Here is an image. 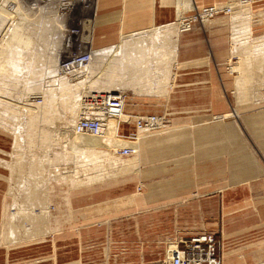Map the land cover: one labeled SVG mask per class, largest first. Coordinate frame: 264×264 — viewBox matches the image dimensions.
Instances as JSON below:
<instances>
[{
	"label": "crops",
	"instance_id": "0c3cea01",
	"mask_svg": "<svg viewBox=\"0 0 264 264\" xmlns=\"http://www.w3.org/2000/svg\"><path fill=\"white\" fill-rule=\"evenodd\" d=\"M179 1L98 0L90 29L93 47L122 46L115 58L122 62L113 66L112 90L130 86L135 94L138 85L152 84L155 76L148 59L134 64L130 58L128 64L132 50L125 38L173 26L180 15ZM226 1L190 0L191 6L181 12L190 15ZM250 8L247 34L241 31L243 22L237 25L242 18L236 15L196 22L178 38L173 29L163 30L174 40L176 52L171 65L166 63L173 74L169 89L164 97H131L139 102L128 111L146 114L164 107L169 128L162 137L142 138L129 161H113L112 152L107 157L114 169L139 170L136 174L95 184L107 176L106 158L97 165L100 180H91L86 172L67 174L68 181L61 182L70 188L69 205H61L56 196L60 189L53 187L54 202L38 215L43 220L38 218L35 241L13 242L14 229L3 234L11 184L5 161L11 143L0 132V264H164L170 245L182 248V238L200 232L215 234L222 264H264V50L259 53L252 45L253 38L264 37V0H255ZM115 48L94 57L106 76L110 67L104 66V55ZM69 135L71 146L99 147L72 143L74 137L95 138ZM95 140L110 144L105 145L109 149L115 142ZM159 147L164 151L163 169L157 168ZM127 162L131 167L123 166ZM88 163L91 167L97 161Z\"/></svg>",
	"mask_w": 264,
	"mask_h": 264
},
{
	"label": "rangeland",
	"instance_id": "374dc122",
	"mask_svg": "<svg viewBox=\"0 0 264 264\" xmlns=\"http://www.w3.org/2000/svg\"><path fill=\"white\" fill-rule=\"evenodd\" d=\"M226 2H228V0ZM13 3H15L16 6L19 4L20 6H18L20 7V10L18 9L19 11H16V13L14 12V14L10 17V22L8 24L10 26L13 25V28H15V26L17 25H19L20 27L23 26L21 27L22 34L24 33L25 35H28L26 37H31L29 45L19 44L21 45L19 47L18 44H16L17 46L14 44L15 42H12L13 45L10 43L11 41L9 42L11 34H9L8 30L6 32H3L5 30L2 29L3 31L1 30L0 32V40H2L3 37V40L0 41V54L2 53L4 56L7 55L8 57L5 58L3 56V58L6 59V61L4 62L8 64L6 66L7 70L4 69V67L0 68V132H2L3 134L6 133L9 143H11L9 144L11 150L8 149L9 152H6L8 157L5 161V165L11 174V184L9 191V201L7 204L8 215H6L5 225L3 226V234L8 236L10 235L9 231L14 229V232H16V236H12L13 242H20L21 240L31 242L38 239V218L41 219V216L39 217L38 215H41L43 214V211L48 210V207L54 202V194L52 193L53 187H57V190L60 189V193L57 191L56 196L58 195V198L60 197L59 199L61 200V205L68 206V192L70 188L65 182L61 181H68L67 174L71 173V171L73 170L77 173L83 172L81 161L78 162L76 160L77 157L80 156L76 155L73 151L72 153L66 148V146L64 145L65 138L63 137V133L65 130H71V127L73 126L75 120L78 118V116H76L73 111V105L76 104L75 101L80 100L81 102L84 91L88 89L87 80L85 79L84 82H82V87L78 86V88L74 89V86H71V90L68 92H65L66 86L63 85V88L60 90L61 94H59V90L54 89V85H50V83H52L51 80L53 79L55 73L57 53H61L63 51L62 46L65 45L67 39L69 38V30H79L84 17H86L87 14H91L89 15L90 17H88L89 22L84 24L85 31L83 34L84 36H82V39L84 40L85 36H88V33L90 31L89 29H91V26L93 25V15L92 12L88 11L87 8H85L81 3L78 2L74 3L71 10L61 8V5L59 3H50L48 4V6L44 7L45 10H43V12H41L38 8H36V6L33 5V1L25 2V4H23L22 0H14V2H12V5L14 6L15 4ZM238 13L239 12H237L236 14ZM250 24H252L251 19L247 24L251 29ZM165 29L171 30L172 25L154 28L149 33L142 34L141 36H139V38H125L127 43L130 44V48L132 50L130 58L134 64H136V61L137 63L140 62V59L134 56L138 55V53H143L142 51L144 50V48L154 47L153 40L149 37L150 35L154 38H158L162 43L166 42L167 44H169L168 38H166L163 33V30ZM101 33V31H98V35H101ZM7 36L9 39L6 38ZM131 39H133V41L135 42L131 41ZM253 39V47H256L258 52L264 50V37H256ZM173 41L174 40H172V42L170 41L171 47H164L169 48L173 51L175 47ZM119 46L121 45L119 44ZM94 48L99 49L102 47ZM116 48L117 49L111 50L109 52L110 54L104 56L106 57V61H103V64H105V67H110V73H108V76L104 74L106 80L103 83H97L95 81V79H98L99 75L103 73L102 70L104 69L103 67L101 68L102 63L98 62V59L94 58L93 64H97H91L93 77H90V79H92L93 82L97 84L95 87L107 90L116 88V86L113 85V83H115L116 74V72H114L113 66H115V64L118 66L119 62H122V60H118L116 62L115 58L117 57L116 53L118 47ZM105 49L106 48H104L103 50ZM103 50L99 49L95 51L97 53L96 55H99ZM0 58H2L1 55ZM131 60L128 61V64L131 63ZM13 61L15 65H13ZM44 79L45 81H43ZM43 89L44 91H46V93H48L44 103L40 104V108L30 106V111L26 112L24 107L27 106L23 102L24 98L29 95L35 96L38 92L43 91ZM122 89V91H124L126 93V96L129 98L126 111H128V109H135L138 106L137 102L139 101L137 100L136 102V100H132L131 97L136 96L141 98V96L139 95L147 93L146 87L142 86H137L138 90L137 92H135V94H132V89L130 86H126L125 89L122 87ZM62 92H64V94H62ZM56 97H59L61 99L68 98L69 100L63 103L62 101L60 102ZM77 97L78 99H80L78 100ZM11 105L13 106V108H11ZM4 108H6L8 111ZM139 108H141L140 104ZM35 112L37 114H35ZM163 112L164 107L161 112L155 111L151 113L161 114ZM34 115H38L39 118ZM26 116L29 117L26 118ZM33 118H35V124L31 126L29 123L30 121L33 122ZM124 127L125 126H122V131ZM133 132V129L131 133L125 132L126 134H122L121 132L119 137L125 139V141L119 140L120 145L118 147V141L112 142L113 147H110L111 149L109 150L113 153V161L124 162L129 161L133 158V156L123 158L120 157L118 153L119 148H121L122 146L130 145V141L124 138L122 135H132ZM4 136L5 135H3V137ZM160 136H164V132L141 135L139 142L142 141V138L154 139ZM20 137H22V139ZM92 138L100 139L97 137ZM20 139L22 143H19L21 142ZM95 139H82L79 137H74L72 143L79 145L99 144L100 149L107 150V147H105V145L110 144L99 142ZM102 140L114 141L108 139H101V141ZM157 154V168L163 169L165 166L163 147H159L157 149ZM43 160L47 161L44 162ZM87 165L89 166L88 162ZM93 165L94 166L91 167H95V163ZM103 165L107 169V173L105 172L107 176H105L103 180L94 182L95 184L110 180H116L120 177L122 178L127 176L126 174H129L131 172L136 174L139 171L136 170L124 172L114 169L112 167V162L108 161L107 159L103 161ZM65 171L70 172L65 173ZM70 178H72V176ZM16 202H18V204H20L21 206H17L15 209H12L14 203L16 204ZM21 209L24 210V212L21 211ZM13 214H17L19 217L12 218ZM47 221L48 220H46L45 222Z\"/></svg>",
	"mask_w": 264,
	"mask_h": 264
},
{
	"label": "built area",
	"instance_id": "2783aa9c",
	"mask_svg": "<svg viewBox=\"0 0 264 264\" xmlns=\"http://www.w3.org/2000/svg\"><path fill=\"white\" fill-rule=\"evenodd\" d=\"M28 1H33V5L36 6V8L40 4L47 2L59 4L62 2L64 4L60 5L64 7L69 5V2H72V0H22L23 4ZM74 1L76 3H80L79 0ZM254 1L255 0H228V2L224 4H215L209 7L198 8L193 14L190 15L181 12L172 26L175 35L174 38H176V36L178 38L181 33L192 30L194 23L196 22L203 23L218 15H235L243 6L250 7ZM88 11L90 10L88 9ZM92 15L94 28L96 11L92 12ZM78 34V29L69 30V38L67 39L65 45L62 46L63 51L61 53H57L56 51V68L53 79L51 80L52 83H50V85H54L53 88L58 89L59 94H61L60 90L63 88L61 82L66 83L67 86L65 92H68V87H71V84H73L69 80L73 77V75L81 74L86 71L87 67L91 66L90 63L92 62L94 52L98 50L93 47L92 43H83L79 41ZM149 37L152 38L154 47L144 48L142 51L143 53H138V55L134 57L139 58L142 60V62L145 59H148L149 61L147 63L149 66H151L152 74L155 76V78H151V89L150 85L138 86L146 87L148 89L147 93L143 95L164 97L165 93L169 89L168 86L173 77L172 71L167 68L166 63L171 65V63L174 61L176 52H174V50H170L169 48H165L169 46L171 47L169 38V44H167L166 42H160L161 40L154 38L151 35ZM117 46L119 45L104 48L110 50L109 48H115ZM104 48L99 49L103 50ZM121 48L122 47L119 46L117 50L116 54L118 56L121 54ZM154 48L157 50H169L170 54H155L153 50ZM106 49L104 50L105 52L107 51ZM142 56H144V59H141ZM129 60L130 57L128 58V61ZM102 71L103 73L99 75V77L96 76L98 77V79H95L97 83H103L106 80L104 75L106 71ZM90 77H93L91 70L90 72H86L84 74V78L87 80L88 89L84 91L81 98V115L75 120L72 126V129L75 133L99 136L109 127L111 122H115L117 125L118 135H120L121 132L122 134L131 133L133 129L134 132L132 135L127 134L122 136L129 141L138 142L141 135L160 133L169 128L170 121L167 113L136 114L133 112H128L126 111V108L129 98L126 96L124 91L120 89L107 90L95 87L97 84H95V82H93ZM43 81H45V79ZM62 94H64V92H62ZM47 95L48 93H46V91L43 89V91L38 92L35 96L29 95L24 98L23 102L27 106L24 107L25 111L29 112L30 106L40 108V104L44 103ZM57 98L60 102L69 100L68 98ZM124 114L127 116L125 120L122 119ZM122 126H125L123 131ZM136 151L135 145H127L118 149L119 156L124 158L134 155ZM43 161L46 162L47 160ZM181 241L184 244L182 248H179L176 244H173L175 245V248L172 247L173 245L169 246L167 258L164 264H222V258L218 253V242L216 240L215 234L200 232L196 235L182 238Z\"/></svg>",
	"mask_w": 264,
	"mask_h": 264
},
{
	"label": "bare ground",
	"instance_id": "6f19581e",
	"mask_svg": "<svg viewBox=\"0 0 264 264\" xmlns=\"http://www.w3.org/2000/svg\"><path fill=\"white\" fill-rule=\"evenodd\" d=\"M80 1V3L85 7V8H87V9H89L90 10V12H95L96 11V8H97V4H98V0L96 1V0H79ZM12 2H14V0H0V32H1V30L2 29H4L5 31H3V32H6L7 30H8V32H9V34H11V36H10V39L8 38V36L6 37V38H8L9 39V42L13 45V43L12 42H15L14 44L16 45V44H26V45H29L30 44V37H26V36H28V35H25L24 33V35L22 34V32H21V27H23V26H19V25H17V26H15V28H13V25L12 26H10L8 23L10 22V17L14 14V12L16 13V11H19L20 9V5L18 6H16V4L15 3H13V4H15L14 6L11 4ZM29 2V1H28ZM51 3V2H50ZM49 2H47V3H42V4H40L37 8L41 11V12H43V10H45L44 9V7L45 6H48V4H50ZM75 3V1L74 0H72V2L70 3L69 2V5H66V7H64V6H61V8H64V9H66V10H70L71 9V7L73 6V4ZM60 4H64V3H62V2H60ZM190 5V0H183V1H179V3H178V9L180 10V13H181V11H182V9H184L185 10V7L187 8L188 6ZM191 6V5H190ZM189 8V7H188ZM19 9V10H18ZM60 15V14H59ZM58 15V16H59ZM89 15H91V14H89ZM88 14H87V16L86 17H84V19L82 20V22H81V26H80V29H79V34H78V36H79V41H81V42H83V43H91V40H90V31H89V33H88V36L86 35L85 36V39L83 40L82 39V36H84L83 34H84V31H85V26H84V24L85 23H87V22H89V18L88 17H90ZM251 15H252V11H251V8L249 7V6H243L241 9H240V11H239V13L238 14H236V16H234L235 18H237L238 16L239 17H241L242 19H241V21H238L237 22V25L239 24V22H240V24L242 25V30L241 31H243L244 33H250V27H248V23H249V20L251 19ZM234 19V18H233ZM232 19V20H233ZM239 19V18H238ZM12 22V21H11ZM84 22V23H83ZM93 23V22H92ZM233 23V22H232ZM7 24H8V26H10V27H8L7 26ZM11 24V23H10ZM235 25V24H234ZM251 25V24H250ZM240 26V25H239ZM235 27H237L236 25H235ZM8 28V29H7ZM240 28H241V26H240ZM235 29V28H234ZM90 30V29H89ZM22 31H23V28H22ZM239 31H240V29H239ZM238 31V32H239ZM234 33H237V31H235ZM233 33V34H234ZM8 34V35H9ZM4 35H5V33H4ZM238 35V34H237ZM237 35H235V37L237 36ZM1 36H3V35H1ZM239 37V36H238ZM244 38V37H243ZM245 38H247L246 36H245ZM249 38V37H248ZM259 39V38H258ZM2 40H3V37H2ZM2 40H0V41H2ZM7 40V39H6ZM8 41V40H7ZM32 41V40H31ZM240 41V40H239ZM250 41H252V40H250ZM248 42L247 44H249V43H251V42ZM242 42H244V40L242 41ZM241 41H240V43H242ZM254 42V41H253ZM3 43V42H2ZM5 43H8V42H5ZM4 44V43H3ZM244 44V43H243ZM246 44V45H247ZM1 45V44H0ZM6 45V44H5ZM9 45V44H8ZM17 46V45H16ZM21 45H19V47H20ZM242 46V45H241ZM26 47V46H25ZM5 50V49H4ZM4 50H3V52H4ZM1 51V50H0ZM6 51H7V49H6ZM5 51V52H6ZM264 52V51H263ZM4 54H7V53H4ZM97 53L96 52H94V55H93V59H94V57L95 56H97L96 55ZM99 54V53H98ZM1 55V57L3 58V54L1 53L0 54ZM244 56L246 55V54H243ZM251 55V54H250ZM252 56V55H251ZM258 56V55H257ZM5 58L7 57V55H5L4 56ZM242 56H240V58H241ZM247 57V56H246ZM0 58V68H3L4 67V69H6V66L8 65V64H6L4 61H6V59L5 58ZM8 58V57H7ZM239 58V59H240ZM251 58V57H250ZM254 58V57H253ZM5 59V60H4ZM93 59H92V61H93ZM12 60V59H11ZM247 60V59H246ZM251 61H252V59H250ZM255 60V59H254ZM240 61V60H239ZM239 61H237V62H239ZM248 61V60H247ZM251 61H248V63L249 62H251ZM8 62V61H7ZM241 62V61H240ZM254 62V61H253ZM12 63V62H11ZM92 63V62H91ZM91 63H90V65H91ZM6 64V65H5ZM238 64V63H237ZM13 65H15L14 64V61H13ZM12 65V66H13ZM239 65V64H238ZM244 65V64H243ZM247 65H249V64H247ZM11 66V67H12ZM9 67V66H8ZM7 67V68H8ZM235 68H236V66H235ZM241 68V67H240ZM249 68H251L250 67V65H249V67H248V69ZM238 69V68H237ZM236 69V70H237ZM7 70V69H6ZM90 70H91V66L90 67H87V69H86V71L85 72H83V73H81V74H75V75H73V77L69 80L71 83H73V84H71V86H74V89L75 88H78V86H81L82 85V82H84V80H85V78H84V74L87 72H90ZM235 70V71H236ZM250 70V69H249ZM240 71V70H239ZM244 71V70H243ZM251 71V70H250ZM242 72V71H241ZM241 72H240V74H241ZM248 72V71H247ZM242 75H244V73H242ZM246 76V75H245ZM250 76V75H249ZM247 77V76H246ZM244 79V78H243ZM242 79V80H243ZM249 79V78H248ZM239 82V81H238ZM61 85L63 86V85H65V86H67L66 84H65V82L63 83V82H61ZM243 85V84H242ZM83 86V85H82ZM81 86V87H82ZM239 86V85H238ZM240 89V88H239ZM54 90V89H53ZM57 90V89H56ZM55 90V91H56ZM68 90L70 91L71 90V87H68ZM242 90V89H241ZM83 91V90H82ZM86 91V90H85ZM239 91V90H238ZM237 91V92H238ZM241 92V91H240ZM239 94V93H238ZM54 97V96H53ZM241 97H243V96H241ZM57 98V97H56ZM244 98V97H243ZM246 98V97H245ZM77 99H78V97H77ZM77 99H75V100H77ZM80 99V98H79ZM78 99V100H79ZM241 99V98H240ZM53 100H54V98H53ZM56 100V99H55ZM243 101V100H242ZM245 101V100H244ZM54 102H56V101H54ZM76 102V104H74L73 105V107H74V109H73V111H74V113H75V115L76 116H80L81 115V112H82V102H80V100L79 101H75ZM4 103V102H3ZM7 103V102H6ZM43 104V103H42ZM52 104V103H51ZM12 106V105H11ZM9 108H10V106H9ZM11 108H13V106L11 107ZM4 109H6V108H4ZM48 109V108H47ZM7 110V109H6ZM14 110V109H13ZM8 111V110H7ZM11 111V110H10ZM32 111V110H31ZM43 112V111H42ZM50 113H52V112H50ZM73 113V112H72ZM35 114H37L36 112H35ZM41 114V113H40ZM34 116H36V117H38V115H34ZM41 116V115H40ZM29 117V116H28ZM27 116H26V118H28ZM35 117V118H36ZM45 117V116H44ZM51 117V116H50ZM49 117V118H50ZM35 118H33V122L32 121H30V125L31 126H33V124H35L34 123V119ZM39 118V117H38ZM48 118V117H47ZM127 118V116L124 114L123 116H122V119L123 120H125ZM78 119V118H77ZM42 120V119H41ZM44 120V119H43ZM36 121H37V119H36ZM67 122H69V121H67ZM38 124V123H37ZM15 125V124H14ZM17 125V124H16ZM69 125V124H68ZM28 126V125H27ZM72 126V125H71ZM16 127V126H15ZM14 127V128H15ZM60 127V126H59ZM17 128V127H16ZM58 128V127H57ZM68 128H69V126H68ZM72 128V127H71ZM18 129V128H17ZM38 129V128H37ZM63 129H66V128H63ZM62 129V130H63ZM15 130V129H14ZM60 130V129H59ZM58 130V131H59ZM19 131V130H18ZM17 131V132H18ZM64 131V130H63ZM22 132V131H21ZM70 132H74L73 131V129H68V130H65L64 131V133H63V137L65 138V146H66V148L68 149V150H70L71 152L73 151L75 154H80V158H82V160H81V166H82V171L85 173H91L90 174V178H91V180H93V181H96V180H100L101 178H103L101 175H102V171L100 170V169H98V164L100 163V161L101 160H103V158H106L107 159V157L109 158V156H111L112 154H111V151L109 150V148H107V150H105V149H100L99 147H91V146H71V138H70V135H69V133ZM15 133H16V131H15ZM76 134H78V133H76ZM21 135V134H20ZM82 135H87V134H82ZM87 136H91V135H87ZM92 137H97V138H100V139H108V140H115V141H118V145H117V147L120 145L119 144V140L120 141H125V139H122V138H120L119 137V135L117 134V125H116V123L115 122H111L110 124H109V127L101 134V135H99V136H92ZM21 139H22V137H20ZM21 139H20V141H21ZM139 142V141H138ZM138 142H132V141H130L129 143H130V145H135L136 146V150H137V144H138ZM19 143H22V141L21 142H19ZM20 145V144H19ZM87 147H90V148H87ZM123 147V146H122ZM121 147V148H122ZM120 149V148H119ZM67 150V151H68ZM69 152V151H68ZM70 152V153H71ZM72 152V153H73ZM66 155V154H65ZM64 155V156H65ZM67 156V155H66ZM65 156V157H66ZM133 156V155H132ZM131 157V156H130ZM124 158V157H123ZM126 158H128V157H126ZM88 161H97V164L95 165V167H89L88 165H87V162ZM131 164H132V162H131ZM123 166L124 167H126V168H129V167H131L130 166V164L127 162V163H124L123 164ZM66 168V167H65ZM50 170V169H49ZM51 172V171H50ZM55 172V171H54ZM68 172H70V171H65V173H68ZM73 173H75V175L77 174V172L76 171H74L73 170ZM84 184V183H83ZM15 215V214H14ZM12 233H13V235L12 236H14V231H12ZM35 234V233H34ZM16 236V235H15ZM173 248H175V245H173L172 246Z\"/></svg>",
	"mask_w": 264,
	"mask_h": 264
}]
</instances>
